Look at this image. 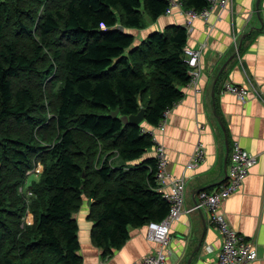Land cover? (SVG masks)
I'll return each mask as SVG.
<instances>
[{"label":"trees","instance_id":"trees-1","mask_svg":"<svg viewBox=\"0 0 264 264\" xmlns=\"http://www.w3.org/2000/svg\"><path fill=\"white\" fill-rule=\"evenodd\" d=\"M182 2L185 10L206 6ZM166 7L165 0H0V264H81L73 213L83 197L92 201L91 237L103 257L124 245L130 227L167 215L155 158L132 169L109 163L111 155L135 162L152 149L142 123L156 127L190 80L184 27L154 32L136 47L127 33L141 29L145 15L156 21ZM55 37L69 48L55 54L62 80L53 118L58 134L48 149L36 142L39 103L27 83L53 73L43 67ZM23 38L33 39L28 51ZM141 109V124L125 122ZM35 161L44 170L34 188V223L21 233L18 188Z\"/></svg>","mask_w":264,"mask_h":264},{"label":"crops","instance_id":"crops-1","mask_svg":"<svg viewBox=\"0 0 264 264\" xmlns=\"http://www.w3.org/2000/svg\"><path fill=\"white\" fill-rule=\"evenodd\" d=\"M186 21L179 10L156 21L145 15L143 27L127 33L135 38L136 47L152 33L164 32L170 26L184 27ZM186 47L200 52L201 73L196 87L188 82L181 88L183 96L170 108L163 131L142 123L143 129L152 133L154 143L165 148L171 176L186 181V212L170 225L165 264H216L221 247L219 233L208 224L204 211L190 210L199 192H215L226 179L234 142L258 161L221 209L239 235L255 242L257 259L252 264H264V0H229L228 7L212 12L207 22L193 20ZM225 82L248 89L246 101L223 94ZM198 141L205 148L204 162L187 169ZM151 158L154 147L138 161L120 163L132 169ZM91 205L92 201L83 197L73 213L81 264H132L158 250V245L146 240L144 225L130 227L124 245L103 257L91 237Z\"/></svg>","mask_w":264,"mask_h":264},{"label":"built area","instance_id":"built-area-1","mask_svg":"<svg viewBox=\"0 0 264 264\" xmlns=\"http://www.w3.org/2000/svg\"><path fill=\"white\" fill-rule=\"evenodd\" d=\"M167 7L164 15H171L174 10H179L186 16L187 21L184 28L189 34L191 24L195 19L207 22L211 13L217 10H225L229 5V0H205L206 6L200 10H185L182 0H165ZM185 63L188 67L190 77L189 86L195 88L200 78L199 50L188 47L183 48ZM221 92L235 96L240 102L246 101L249 91L245 87H239L232 83L225 82ZM170 109L163 113L162 119L156 126L163 131L167 122ZM143 133L151 132L141 129ZM153 138V137H152ZM154 158L156 161L155 181L156 191L168 204L167 215L158 222L147 224L146 240L158 245V250L145 256L140 261L132 264H165L169 254V228L173 222L180 219L184 210V191L186 181L184 178H173L168 170V159L165 148L161 144L154 143ZM205 148L201 142H197L190 157L187 169H193L204 162ZM257 157L246 152L238 142L232 144L229 157L227 175L224 182L215 192H199L198 201L190 211H204L208 216V224L214 227L219 233L221 247L217 254L216 264H252L257 259L256 244L239 235L228 223L222 213V204L232 194L238 191L243 180L250 170L257 164Z\"/></svg>","mask_w":264,"mask_h":264},{"label":"rangeland","instance_id":"rangeland-1","mask_svg":"<svg viewBox=\"0 0 264 264\" xmlns=\"http://www.w3.org/2000/svg\"><path fill=\"white\" fill-rule=\"evenodd\" d=\"M32 32L35 31V26H30ZM33 37V36H32ZM24 43L22 44L24 48L29 47V43H33V39L23 38ZM55 45L52 46L50 50L44 51L45 62L44 69L47 67L53 69V73L46 78V76H37L38 82H32V80L27 83L28 86L34 88L36 95V100L39 103V107L36 109V142H38L44 148H51L55 142V138L58 132L53 128V118L55 116V109L57 104V92L61 86L62 72V53L63 50L69 48L63 46L59 43L58 37L53 39ZM61 53V56L56 58L55 54ZM45 139V140H42ZM42 140V141H40ZM109 163L111 165L118 166L120 161L116 156L111 155ZM103 160V157L100 161ZM44 166L39 162L35 161L33 167L26 172L25 178L18 188V196L23 198L25 204L24 213L21 216L20 231L21 233L26 232L28 228H31L34 223V207L37 206L38 197L34 194L35 185L38 188V182L41 179Z\"/></svg>","mask_w":264,"mask_h":264},{"label":"water","instance_id":"water-1","mask_svg":"<svg viewBox=\"0 0 264 264\" xmlns=\"http://www.w3.org/2000/svg\"><path fill=\"white\" fill-rule=\"evenodd\" d=\"M124 120L128 124L139 125L144 121V110L141 109L137 115L129 116Z\"/></svg>","mask_w":264,"mask_h":264},{"label":"bare ground","instance_id":"bare-ground-1","mask_svg":"<svg viewBox=\"0 0 264 264\" xmlns=\"http://www.w3.org/2000/svg\"><path fill=\"white\" fill-rule=\"evenodd\" d=\"M145 134V133H144Z\"/></svg>","mask_w":264,"mask_h":264}]
</instances>
